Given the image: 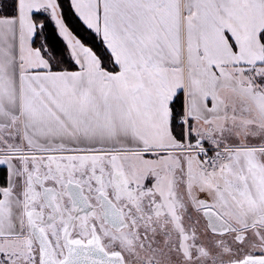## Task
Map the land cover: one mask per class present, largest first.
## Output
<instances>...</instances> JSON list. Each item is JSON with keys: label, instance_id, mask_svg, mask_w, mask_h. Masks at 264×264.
<instances>
[{"label": "snow or ice", "instance_id": "6c2138e0", "mask_svg": "<svg viewBox=\"0 0 264 264\" xmlns=\"http://www.w3.org/2000/svg\"><path fill=\"white\" fill-rule=\"evenodd\" d=\"M0 264H264V0H0Z\"/></svg>", "mask_w": 264, "mask_h": 264}]
</instances>
